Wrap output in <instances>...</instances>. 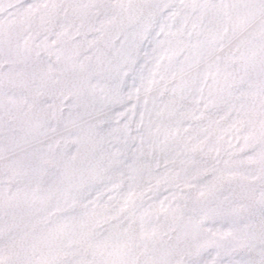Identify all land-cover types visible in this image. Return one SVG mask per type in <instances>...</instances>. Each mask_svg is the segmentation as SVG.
<instances>
[{"label": "snow or ice", "instance_id": "6c2138e0", "mask_svg": "<svg viewBox=\"0 0 264 264\" xmlns=\"http://www.w3.org/2000/svg\"><path fill=\"white\" fill-rule=\"evenodd\" d=\"M0 264H264V0H0Z\"/></svg>", "mask_w": 264, "mask_h": 264}]
</instances>
